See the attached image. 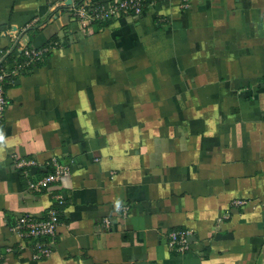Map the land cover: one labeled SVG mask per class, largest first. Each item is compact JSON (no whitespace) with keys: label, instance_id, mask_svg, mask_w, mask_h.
Instances as JSON below:
<instances>
[{"label":"crops","instance_id":"0c3cea01","mask_svg":"<svg viewBox=\"0 0 264 264\" xmlns=\"http://www.w3.org/2000/svg\"><path fill=\"white\" fill-rule=\"evenodd\" d=\"M57 1L0 0V53L54 43L7 89L0 264H264V0H153L90 25L52 19ZM54 157L69 173L29 188ZM58 192L53 252L35 259L14 226Z\"/></svg>","mask_w":264,"mask_h":264},{"label":"built area","instance_id":"2783aa9c","mask_svg":"<svg viewBox=\"0 0 264 264\" xmlns=\"http://www.w3.org/2000/svg\"><path fill=\"white\" fill-rule=\"evenodd\" d=\"M153 0H111L108 3H91L78 0H59L53 5L54 14L52 19L58 18L62 10H66L70 16L79 20L83 25L104 24L107 20L123 14H141L146 6ZM38 18H33L27 25L32 26L38 22ZM56 44V43H55ZM23 46L22 44H19ZM20 46V47H21ZM54 43L46 48L23 46L19 53V58L10 59V53H0V119L4 117L8 106V86L16 83L18 77L28 72L30 67L37 61H42L45 55L52 50ZM18 167H25V173H28V167L31 165H42L33 159H20L16 161ZM51 171L44 175L30 180L28 187L35 190H49L55 186L63 176L69 173V168L61 163L56 157L50 162ZM55 200L46 215L36 214L21 215L14 226V230L23 238H30L33 242V257H49L53 252V240L45 241V238L53 237L60 223V208L57 205L64 203L62 193H54ZM245 200H235V205L245 203ZM123 217L128 215L129 207L124 205L120 208ZM104 226H111L110 219L104 221ZM192 230L173 229L169 232L167 244L170 249L176 252H185L190 249ZM52 238V239H53ZM10 250V248H8Z\"/></svg>","mask_w":264,"mask_h":264}]
</instances>
